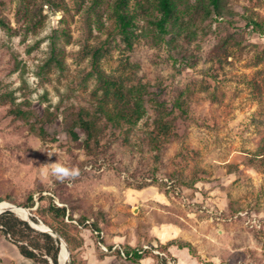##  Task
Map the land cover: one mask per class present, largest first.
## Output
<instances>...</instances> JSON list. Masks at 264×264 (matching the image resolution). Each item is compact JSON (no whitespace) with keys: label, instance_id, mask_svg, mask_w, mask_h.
Masks as SVG:
<instances>
[{"label":"rangeland","instance_id":"obj_1","mask_svg":"<svg viewBox=\"0 0 264 264\" xmlns=\"http://www.w3.org/2000/svg\"><path fill=\"white\" fill-rule=\"evenodd\" d=\"M114 1L0 0V95L13 98L0 103V200L50 229L65 264H139L117 252L143 246L173 260L167 243H190L199 264H264V0H222L221 17L205 19L188 0L165 35L149 24L156 0H130V49ZM107 83L137 87L136 125ZM57 160L74 174L51 172ZM151 250L143 256L157 264ZM0 260L37 264L1 233Z\"/></svg>","mask_w":264,"mask_h":264},{"label":"trees","instance_id":"obj_2","mask_svg":"<svg viewBox=\"0 0 264 264\" xmlns=\"http://www.w3.org/2000/svg\"><path fill=\"white\" fill-rule=\"evenodd\" d=\"M197 3H201L203 7V19L208 18L212 14L217 17H221V3L222 0H196ZM130 0H115L112 6V11L117 23V28L125 46L130 49L132 47L134 35V16L128 11V3ZM156 11V17L149 24L157 31L160 35H165L168 33V25H178L183 17L187 14L189 8L188 0H156L154 5ZM251 24L255 28L260 29V24L251 21ZM0 27L6 28L4 21L0 18ZM258 30V29H256ZM256 32V31H254ZM114 83H107L105 86V94L108 95L109 92L114 96V98L121 103H124L127 111L121 115V120L124 124L128 126L136 125L139 120H141L145 114V109L140 103H135L130 107V102L132 100V94L137 91V87H129L127 89V94L121 91ZM13 102V98L9 94L0 95V103ZM15 117L28 119L27 113L21 110L13 111ZM78 126L87 134V138L92 136V122L81 118L78 122ZM157 136L163 138H168L173 134V127L168 122L162 119L157 122ZM39 136L44 140L45 132L42 127L39 129ZM71 135L74 139H77L75 132L71 131ZM86 148H89L88 142L85 143ZM29 200L31 198L29 197ZM6 202V201H1ZM26 205L24 207H31ZM48 211L53 217L57 219H65L66 209L64 207H57L54 204H50ZM34 220V219H33ZM54 230V229H53ZM93 230L96 228L93 227ZM61 237V233L54 230ZM0 233L4 235L13 245L16 246L19 254L34 263L37 264H58V258L60 255V239L58 237L52 236L46 232H40L33 229L27 221L21 220L14 213L10 211H5L0 214ZM172 246L171 243H167L162 246V249H167ZM176 246L180 249L186 248L189 254L198 258L195 251L190 243H177ZM124 258L120 252L117 255L121 256L125 260L139 263L141 259L144 258L143 255L138 254L135 249L127 247L124 249ZM0 264L1 260H0ZM157 264H164V260H158Z\"/></svg>","mask_w":264,"mask_h":264},{"label":"crops","instance_id":"obj_3","mask_svg":"<svg viewBox=\"0 0 264 264\" xmlns=\"http://www.w3.org/2000/svg\"><path fill=\"white\" fill-rule=\"evenodd\" d=\"M180 251H183L184 254L186 255V258L188 259L187 262H183L179 258L178 254L180 253ZM168 252L173 256V261L175 262V264H199L196 258L192 257L186 248L180 249L177 246L172 245L168 248ZM139 264H156V263L152 257H145L140 260Z\"/></svg>","mask_w":264,"mask_h":264},{"label":"bare ground","instance_id":"obj_4","mask_svg":"<svg viewBox=\"0 0 264 264\" xmlns=\"http://www.w3.org/2000/svg\"><path fill=\"white\" fill-rule=\"evenodd\" d=\"M10 208L11 211H13V213H16L19 216H24V210L23 208L16 206L14 204H11L9 202H1L0 203V210H4V209H8ZM34 227L38 228V229H47V228H39V226H37L36 224L32 223ZM62 246V245H61ZM61 248V247H60ZM67 261V251L63 245L62 247V251L60 254V260H59V264H65V262Z\"/></svg>","mask_w":264,"mask_h":264},{"label":"built area","instance_id":"obj_5","mask_svg":"<svg viewBox=\"0 0 264 264\" xmlns=\"http://www.w3.org/2000/svg\"><path fill=\"white\" fill-rule=\"evenodd\" d=\"M100 246H101L102 250H104V251H108V249H107L104 245H100ZM115 248H116V247H112L113 250H114ZM147 250H151V249L148 248L147 246H143L141 249H137V248L135 249V251H136L138 254H140V255H143L144 252H146ZM151 251H152V253H153L154 255H157L158 258L164 260V264H174L173 260L170 259V258H168L167 255H166L165 253L160 252V251H158V250H156V249L151 250ZM119 252H120V254H121L124 258H126V256H125L123 250L119 249Z\"/></svg>","mask_w":264,"mask_h":264},{"label":"clouds","instance_id":"obj_6","mask_svg":"<svg viewBox=\"0 0 264 264\" xmlns=\"http://www.w3.org/2000/svg\"><path fill=\"white\" fill-rule=\"evenodd\" d=\"M49 170L61 177L74 174V171L68 165L61 163L58 160L49 164Z\"/></svg>","mask_w":264,"mask_h":264},{"label":"water","instance_id":"obj_7","mask_svg":"<svg viewBox=\"0 0 264 264\" xmlns=\"http://www.w3.org/2000/svg\"><path fill=\"white\" fill-rule=\"evenodd\" d=\"M5 211H10V212H12L13 213V211H11V209L10 208H8V209H4L3 211H0V214L1 213H3V212H5ZM21 219V218H20ZM21 220H24V221H27L28 223H29V225L33 228V229H35V230H37V231H40V232H46V233H48V234H50V235H52V236H55L54 235V233L52 232V231H50V229H38V228H36V227H34L33 226V222L31 221V220H29V219H21ZM64 245V247H65V249H66V251H67V256L69 255V252H68V249H67V247H66V245L64 244V243H60V247H61V245Z\"/></svg>","mask_w":264,"mask_h":264}]
</instances>
